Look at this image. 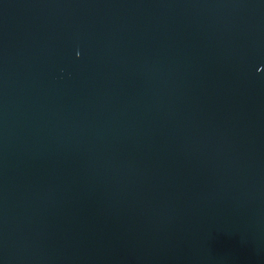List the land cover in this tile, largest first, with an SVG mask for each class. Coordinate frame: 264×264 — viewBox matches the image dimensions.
Wrapping results in <instances>:
<instances>
[{
	"label": "water",
	"instance_id": "95a60500",
	"mask_svg": "<svg viewBox=\"0 0 264 264\" xmlns=\"http://www.w3.org/2000/svg\"><path fill=\"white\" fill-rule=\"evenodd\" d=\"M0 264H264V0H0Z\"/></svg>",
	"mask_w": 264,
	"mask_h": 264
}]
</instances>
